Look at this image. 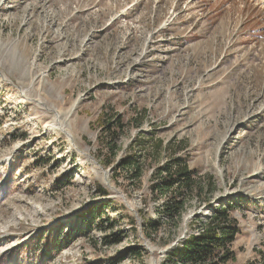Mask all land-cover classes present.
I'll use <instances>...</instances> for the list:
<instances>
[{"label":"rangeland","instance_id":"374dc122","mask_svg":"<svg viewBox=\"0 0 264 264\" xmlns=\"http://www.w3.org/2000/svg\"><path fill=\"white\" fill-rule=\"evenodd\" d=\"M114 116L105 167L98 122ZM133 154L140 178L121 164ZM175 158L212 182L176 227L152 190ZM219 202L235 206L236 264L264 259V0H0V259L102 204L48 264H168Z\"/></svg>","mask_w":264,"mask_h":264},{"label":"trees","instance_id":"16d2710c","mask_svg":"<svg viewBox=\"0 0 264 264\" xmlns=\"http://www.w3.org/2000/svg\"><path fill=\"white\" fill-rule=\"evenodd\" d=\"M99 125L102 128V133L106 136L100 143L107 146V152L104 157L99 156L102 164L110 166L115 158L114 148L120 135L125 132V124L121 116H114L103 122V117L99 118ZM139 127L140 123H136ZM137 141V140H136ZM135 143L130 146L133 148ZM136 156V155H135ZM134 154L122 161V165L126 164L132 172L133 177L140 178L142 175L141 164L136 159ZM181 160L175 158L165 165L158 174L162 175L165 171L166 177L162 181L152 185L153 191H159L161 194H169L171 198L169 202L162 205L163 212L167 215L170 223L174 226L179 225L182 215L185 210V195H198L208 193V187H211V181H204L200 177L195 176L196 171L191 170L187 164H180ZM17 166L12 168L10 177L3 186L7 187L8 182L13 177ZM10 173V172H9ZM174 190V191H173ZM211 190L209 193H211ZM106 208L102 204H93L89 209L79 216L72 224L64 225L62 222L57 223L53 229H42L38 234L31 237L29 240L22 242L12 250L6 252L0 259V264H48L54 257L58 256L71 241L78 235L87 233L96 225V221L104 223V216L107 215ZM235 209L234 204L228 202H219L214 206V210L207 220L202 224L201 231L195 235H189L173 246L168 254V264H236L237 253L232 248L233 242L236 240L240 232L236 219L232 216ZM145 221V220H144ZM197 221V218L191 220L188 226L192 228ZM99 222V223H100ZM149 224V225H148ZM113 227V223L109 224ZM162 225L158 221H150L144 225L145 233L151 237L149 230L156 233ZM67 228V229H66ZM66 232L64 233V230ZM170 243V239L161 242L163 246ZM142 246H133L130 248L133 255H141ZM261 257H264V253ZM165 264V262H164ZM246 264H264L262 260H251Z\"/></svg>","mask_w":264,"mask_h":264},{"label":"bare ground","instance_id":"6f19581e","mask_svg":"<svg viewBox=\"0 0 264 264\" xmlns=\"http://www.w3.org/2000/svg\"><path fill=\"white\" fill-rule=\"evenodd\" d=\"M58 117H57V120L55 119L54 120V122H53V126H58L60 129H63L62 127H61V124H60V122H59V115H57Z\"/></svg>","mask_w":264,"mask_h":264},{"label":"built area","instance_id":"2783aa9c","mask_svg":"<svg viewBox=\"0 0 264 264\" xmlns=\"http://www.w3.org/2000/svg\"><path fill=\"white\" fill-rule=\"evenodd\" d=\"M200 231H201V230H197V231H192V232H190V233H193V234L197 235V234L200 233ZM188 235H189V234H188Z\"/></svg>","mask_w":264,"mask_h":264}]
</instances>
